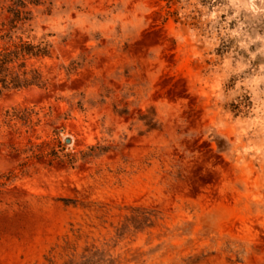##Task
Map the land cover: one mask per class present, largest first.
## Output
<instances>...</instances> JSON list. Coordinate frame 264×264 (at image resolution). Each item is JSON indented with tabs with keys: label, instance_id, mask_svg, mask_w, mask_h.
I'll list each match as a JSON object with an SVG mask.
<instances>
[{
	"label": "rangeland",
	"instance_id": "obj_1",
	"mask_svg": "<svg viewBox=\"0 0 264 264\" xmlns=\"http://www.w3.org/2000/svg\"><path fill=\"white\" fill-rule=\"evenodd\" d=\"M36 1L46 85L0 94V264H264V0Z\"/></svg>",
	"mask_w": 264,
	"mask_h": 264
},
{
	"label": "trees",
	"instance_id": "obj_2",
	"mask_svg": "<svg viewBox=\"0 0 264 264\" xmlns=\"http://www.w3.org/2000/svg\"><path fill=\"white\" fill-rule=\"evenodd\" d=\"M28 5L37 6L36 0H0V94L5 89L44 87L46 81L36 61L49 58L51 45L44 41L34 43L24 39L33 20ZM32 110H14L9 121H31ZM66 264H107L98 252L81 261Z\"/></svg>",
	"mask_w": 264,
	"mask_h": 264
},
{
	"label": "water",
	"instance_id": "obj_3",
	"mask_svg": "<svg viewBox=\"0 0 264 264\" xmlns=\"http://www.w3.org/2000/svg\"><path fill=\"white\" fill-rule=\"evenodd\" d=\"M66 143H67V144H71V143H72V139H71V138H67V139H66Z\"/></svg>",
	"mask_w": 264,
	"mask_h": 264
}]
</instances>
